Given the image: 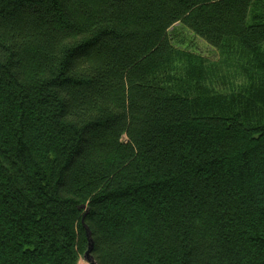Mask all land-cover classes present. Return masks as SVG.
<instances>
[{
    "label": "trees",
    "instance_id": "1",
    "mask_svg": "<svg viewBox=\"0 0 264 264\" xmlns=\"http://www.w3.org/2000/svg\"><path fill=\"white\" fill-rule=\"evenodd\" d=\"M83 219L97 264H264V0H0V264Z\"/></svg>",
    "mask_w": 264,
    "mask_h": 264
},
{
    "label": "rangeland",
    "instance_id": "2",
    "mask_svg": "<svg viewBox=\"0 0 264 264\" xmlns=\"http://www.w3.org/2000/svg\"><path fill=\"white\" fill-rule=\"evenodd\" d=\"M173 34L178 35L180 39H186L187 42L192 41L194 44V49H196L201 55L208 57V59L212 61H217L219 58L218 51L213 50L208 46V44L203 43L197 38H193L191 34L187 32L186 29L182 28L181 26H176L175 30H173ZM177 40V38H175ZM79 264H89L85 261L84 257L79 261Z\"/></svg>",
    "mask_w": 264,
    "mask_h": 264
},
{
    "label": "water",
    "instance_id": "3",
    "mask_svg": "<svg viewBox=\"0 0 264 264\" xmlns=\"http://www.w3.org/2000/svg\"><path fill=\"white\" fill-rule=\"evenodd\" d=\"M83 226L86 229V238L88 239V247H87V252L84 255V259L89 264H97V261H95V258L93 256L94 239H92L90 229L87 228V226L84 224V219H83Z\"/></svg>",
    "mask_w": 264,
    "mask_h": 264
}]
</instances>
